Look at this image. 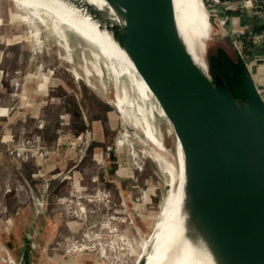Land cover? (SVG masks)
Segmentation results:
<instances>
[{"label": "rangeland", "instance_id": "374dc122", "mask_svg": "<svg viewBox=\"0 0 264 264\" xmlns=\"http://www.w3.org/2000/svg\"><path fill=\"white\" fill-rule=\"evenodd\" d=\"M23 13L0 0V220L17 259L26 249L29 264H135L177 169L170 129L81 40L71 63L45 30L38 47ZM221 40L211 25L205 46L215 54ZM263 51L244 58L264 94ZM145 121L161 145L143 138ZM0 259L18 263L3 242Z\"/></svg>", "mask_w": 264, "mask_h": 264}, {"label": "water", "instance_id": "95a60500", "mask_svg": "<svg viewBox=\"0 0 264 264\" xmlns=\"http://www.w3.org/2000/svg\"><path fill=\"white\" fill-rule=\"evenodd\" d=\"M104 1L106 9L86 0L73 2L83 8L99 31L109 35L144 80L153 98H144L131 78L122 74L142 104L149 103L151 113L154 111L166 122L177 165L176 143L179 145L183 183L182 194L175 202V230H183L182 237L197 264H264V94L229 36L231 28L221 27L200 0L208 23L216 26L215 33L226 41L242 68L240 96L232 95L220 73L217 59L228 63L224 47L218 45L213 54L205 41L206 67L194 61L181 33L173 0ZM255 38L264 41L261 35ZM225 99L239 102L242 113L227 103L222 109ZM142 109L144 113L146 109ZM145 126L154 136L148 121L141 134L152 142L144 132ZM220 150L226 155L213 158ZM156 220L148 236L150 248ZM29 261L24 249L17 264ZM145 262L142 252L135 264Z\"/></svg>", "mask_w": 264, "mask_h": 264}, {"label": "bare ground", "instance_id": "6f19581e", "mask_svg": "<svg viewBox=\"0 0 264 264\" xmlns=\"http://www.w3.org/2000/svg\"><path fill=\"white\" fill-rule=\"evenodd\" d=\"M73 1L80 2L81 0H11L14 6H17V8H20L24 12V18H26L27 25L29 24L30 26L29 29L33 32L35 44L38 47L42 46L39 37L40 32L45 30L56 38L57 44L65 52V60L71 63L73 61L71 43L74 41L72 37H75L81 40L88 49L92 50L95 62H98L99 59L106 61L107 68L114 74V78L122 74L128 75L144 98H153L144 80L138 75L134 65L128 60L124 52L112 41L105 31H99L97 25L84 13L83 8L80 6L77 8ZM86 1L99 9L108 8L104 0ZM173 1L180 30L190 54L196 63L205 68L204 42L209 37L211 27L208 23L207 13L202 7L200 0ZM111 13L113 12L111 11ZM220 43L224 44V49L227 52V55H225L228 57L226 59L228 63L226 64L223 63L221 58L217 59L220 65V73L225 78V82L229 86L232 95L240 96L241 75H243L242 68L226 41L221 40ZM227 64L230 65L229 68ZM98 75H100L99 70ZM85 77L88 83L89 72L87 70L85 71ZM225 103L231 106L233 110H239L242 113L239 102L226 100L222 109L226 108L227 105ZM122 104L123 100L118 98L115 105L119 111L124 112ZM157 108L160 115H163L160 107L157 106ZM144 132L150 141L153 140L158 143L149 126L144 127ZM176 146L179 155L178 165L176 172L169 167L171 179L168 184L162 211L150 240L152 248L148 246V240L143 241L141 244V252H144L146 256L145 264H197L194 260L196 257L192 255L187 241L182 237L183 230H175L173 225L175 222V202H177L176 200L182 194L183 183L182 156L178 143H176ZM214 152L217 151L214 149ZM225 155L224 151L220 150V153L215 154L213 158L218 159ZM223 200L225 201V197ZM221 210L222 208L219 209V211Z\"/></svg>", "mask_w": 264, "mask_h": 264}, {"label": "crops", "instance_id": "0c3cea01", "mask_svg": "<svg viewBox=\"0 0 264 264\" xmlns=\"http://www.w3.org/2000/svg\"><path fill=\"white\" fill-rule=\"evenodd\" d=\"M231 2L232 10L229 11V15L231 16L230 21L227 23L225 30L231 28V32H229V36L236 42L240 44L242 49V44L238 40V37L243 34H248L252 30V27L256 21L259 23H264V12L263 16H256L252 10L242 8L240 6V0H229ZM241 32V34H239ZM264 50V41L255 40L254 44L251 49V56L253 57L254 53L257 50ZM264 54V51H263ZM264 65V56L262 59ZM256 83V82H255ZM262 83V81H261ZM263 84V83H262ZM15 216L18 215L17 213H13ZM16 218L13 221V227L11 228V232H19L22 231L19 224L20 222L17 221ZM8 227L0 220V242L5 243V246L10 249L12 256L14 257L15 261H18V252L20 248L19 238L17 237H10L8 234ZM16 238V239H15ZM3 259H0V264H3Z\"/></svg>", "mask_w": 264, "mask_h": 264}, {"label": "built area", "instance_id": "2783aa9c", "mask_svg": "<svg viewBox=\"0 0 264 264\" xmlns=\"http://www.w3.org/2000/svg\"><path fill=\"white\" fill-rule=\"evenodd\" d=\"M202 3L207 12L215 18L221 27L225 28L231 19L229 15V11L233 9L231 2L229 0H202ZM240 6L252 10L256 16H263L264 0H240Z\"/></svg>", "mask_w": 264, "mask_h": 264}, {"label": "trees", "instance_id": "16d2710c", "mask_svg": "<svg viewBox=\"0 0 264 264\" xmlns=\"http://www.w3.org/2000/svg\"><path fill=\"white\" fill-rule=\"evenodd\" d=\"M254 35H261L264 38V23L256 21L250 33L238 37V40L242 44V54L245 58L251 55V49L255 41Z\"/></svg>", "mask_w": 264, "mask_h": 264}]
</instances>
